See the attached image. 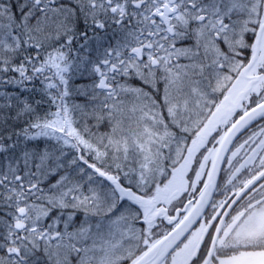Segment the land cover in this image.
<instances>
[{"label":"snow or ice","instance_id":"obj_1","mask_svg":"<svg viewBox=\"0 0 264 264\" xmlns=\"http://www.w3.org/2000/svg\"><path fill=\"white\" fill-rule=\"evenodd\" d=\"M0 264H264V0H0Z\"/></svg>","mask_w":264,"mask_h":264}]
</instances>
